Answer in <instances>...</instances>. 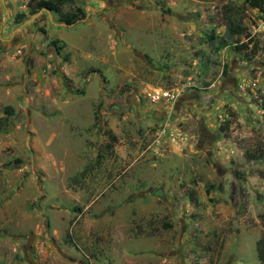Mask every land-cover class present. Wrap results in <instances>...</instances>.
Returning a JSON list of instances; mask_svg holds the SVG:
<instances>
[{
    "label": "rangeland",
    "instance_id": "obj_1",
    "mask_svg": "<svg viewBox=\"0 0 264 264\" xmlns=\"http://www.w3.org/2000/svg\"><path fill=\"white\" fill-rule=\"evenodd\" d=\"M30 2L0 0V264H264V15Z\"/></svg>",
    "mask_w": 264,
    "mask_h": 264
},
{
    "label": "trees",
    "instance_id": "obj_2",
    "mask_svg": "<svg viewBox=\"0 0 264 264\" xmlns=\"http://www.w3.org/2000/svg\"><path fill=\"white\" fill-rule=\"evenodd\" d=\"M245 3L250 6L253 9H257L260 11V13H262L264 15V0H245ZM35 4V5H34ZM71 0H31L30 2V7L32 9V14H37L42 10L48 11V12H52V13H56L60 16L61 21L64 22L67 25H73L74 23H76L80 17H82L84 15V12L81 8L79 7H72L70 6ZM69 6L72 7L71 10L69 12L64 13L63 8ZM227 11H231L229 13L230 17H229V21H228V30L232 31V29L235 30V28L239 27L236 26V17H234V15L232 14V9L231 8H227ZM24 16V15H22ZM22 22V21H19ZM233 34H240L238 32V30L233 31ZM229 46V43H227L226 41H223L220 45L219 48L220 49H224L225 47ZM112 141L114 143L117 142V137L112 135ZM113 143V144H114ZM109 148H113V145H109ZM257 254H258V258L261 262H264V237L261 238L258 243H257Z\"/></svg>",
    "mask_w": 264,
    "mask_h": 264
},
{
    "label": "built area",
    "instance_id": "obj_3",
    "mask_svg": "<svg viewBox=\"0 0 264 264\" xmlns=\"http://www.w3.org/2000/svg\"><path fill=\"white\" fill-rule=\"evenodd\" d=\"M150 98L153 102L174 99L170 92H164L163 90H153V92L150 93Z\"/></svg>",
    "mask_w": 264,
    "mask_h": 264
},
{
    "label": "flooded vegetation",
    "instance_id": "obj_4",
    "mask_svg": "<svg viewBox=\"0 0 264 264\" xmlns=\"http://www.w3.org/2000/svg\"><path fill=\"white\" fill-rule=\"evenodd\" d=\"M190 99H195L196 100V99H198V95L197 94L191 95Z\"/></svg>",
    "mask_w": 264,
    "mask_h": 264
}]
</instances>
